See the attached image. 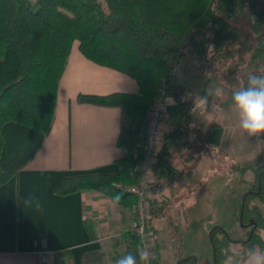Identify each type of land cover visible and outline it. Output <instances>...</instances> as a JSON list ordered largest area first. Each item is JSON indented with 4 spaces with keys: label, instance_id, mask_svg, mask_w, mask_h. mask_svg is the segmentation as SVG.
<instances>
[{
    "label": "trees",
    "instance_id": "16d2710c",
    "mask_svg": "<svg viewBox=\"0 0 264 264\" xmlns=\"http://www.w3.org/2000/svg\"><path fill=\"white\" fill-rule=\"evenodd\" d=\"M75 40L87 59L130 76L138 91L78 95L80 103L121 110L118 172L68 176L53 191L60 195L92 191L123 208H133L135 196L119 184L134 182L129 172L141 157L146 118L154 99L162 89L169 98L168 128L154 169L164 171L166 177L181 175L185 168L177 169L172 160L176 157L195 164L202 144L189 149L191 138L200 136L201 141L219 145L222 127L212 121L202 133L192 122V92L174 99L178 67L182 60L237 57L245 62L247 72L252 71L254 61L264 60V0H0V151L1 128L8 121L43 134L50 131L58 82ZM241 46H245L246 57L237 54ZM245 170L252 171L253 180L238 207V221L250 227L242 244L264 247L260 233L264 221L256 205L250 204L252 198L264 203V164L231 167L238 175ZM16 171L0 169V184ZM158 206L153 210L160 211ZM86 228L94 239L91 223L86 222ZM131 234L127 253L138 256L137 239ZM209 242L213 264H220L222 250L232 242L229 233L215 225ZM102 256L100 251L84 250L80 259L82 264H95ZM70 259L68 249L54 253L56 264H69Z\"/></svg>",
    "mask_w": 264,
    "mask_h": 264
},
{
    "label": "crops",
    "instance_id": "0c3cea01",
    "mask_svg": "<svg viewBox=\"0 0 264 264\" xmlns=\"http://www.w3.org/2000/svg\"><path fill=\"white\" fill-rule=\"evenodd\" d=\"M197 79L204 88L209 85L203 78ZM195 84L187 83L185 87L191 89ZM137 91L138 84L130 76L87 59L80 52L77 41L71 45L58 82L50 131L43 134L14 121L4 123L0 169L17 171L0 184V264H56L54 253L63 249L71 252L69 264H81L84 250L102 253L117 250L119 254H126L131 243L133 208H123L112 198L92 191L60 195L53 190L68 176L118 172L115 160L122 154L116 144L123 119L121 110L80 103L78 95ZM217 104L222 106L219 101ZM200 112L203 110L197 109L194 113L193 124ZM168 121L166 117L165 132ZM212 121L202 129L194 125L203 133ZM218 125L222 127L219 145L196 138L211 155L198 157L195 164H190L192 171L166 177L164 171L152 168V179L165 186L163 195L153 198L152 202L153 207L161 205L162 208L153 210L154 216L149 221L155 239L154 264H176V258L185 260L189 256H193L194 264L199 262L195 252L182 250L180 240L190 221L197 223V207L208 180L204 178L205 181L200 182L205 184L193 186L187 185L185 180L195 176L200 179L207 173L209 179L219 175L215 154L225 142H231L233 136H227L224 124ZM207 159L210 165L204 170ZM28 194L40 197L42 212L24 205ZM191 199L196 201L191 204ZM86 222L92 225L94 239L88 234ZM176 235L179 236L178 252L172 247Z\"/></svg>",
    "mask_w": 264,
    "mask_h": 264
},
{
    "label": "rangeland",
    "instance_id": "374dc122",
    "mask_svg": "<svg viewBox=\"0 0 264 264\" xmlns=\"http://www.w3.org/2000/svg\"><path fill=\"white\" fill-rule=\"evenodd\" d=\"M73 43H77V40H75ZM236 51L237 54L245 57L247 56L245 55V46L237 48ZM244 63L245 62H241L237 57L226 60L222 59L218 61L182 60L178 67L176 83H178L179 85H177V94L174 95V99L178 100L181 98H185L190 92H192L194 97H196L197 94L203 96L205 95L206 90H215L216 88H222V90H224L222 97L218 99L216 97H210V99H213L217 103L219 101L222 105L220 107L223 109V111L214 117H210L208 115V112L203 110V112L196 114L197 118L196 120H194V124L202 129L210 122L211 119H213L215 123L225 125L224 127H226V133L229 138L230 135L233 136L232 139L230 138L231 142H225L222 149L215 154L216 156H218L215 166L216 172L219 175H216L215 177H211L209 179V174L207 173L208 171H206L207 174L205 176H201L200 179L199 176H195L197 178L191 177V179L189 178L187 179V181L185 180V182H188L187 185L192 186L199 184L203 185L205 183H201L200 180H208V182L205 184V192H203V196H201L200 198L199 206L198 204L196 205L198 206V214L196 217L197 223H193L192 221H190L187 229H185L186 227L183 226V230L185 229L186 231L184 230L181 235L182 239L180 240L183 251H193L196 253L199 261L197 264H213L209 242V232L215 225L223 227L227 231V233H229L230 239L232 241L231 244H238L244 248L248 247V245L242 244V241H245L247 239L250 227L248 225L243 226L238 221V207L244 192L250 189L253 175L252 171L249 170H245L243 174H241L240 172V174L238 175L234 173V171H231V167L234 164H237L239 166L251 167L263 165L264 135L260 137H248L246 134L242 133L238 127V121L235 117V114L231 111L230 108V92L234 86H236L242 79L245 78V73L248 70V67H245L246 65L244 66ZM255 64H258V66H255ZM250 70L255 72L264 70V60H260L258 61V63L254 61L250 66ZM196 77L203 78L204 82H209V85L204 88L203 86H201L202 84L200 85L198 83L200 81H197L198 79ZM187 83H190L192 85L193 83L196 84L194 85V87L189 89L185 87L187 86ZM182 84L184 85L182 86ZM192 113L194 116L193 111ZM196 138L201 139L200 136H193V138H191L189 142V149H192L199 143ZM204 154H206L207 156L211 155V153L207 149H205L202 144L201 151L199 155H197V157L202 158L204 157ZM174 159L172 160V163L177 169L185 168L184 173L191 169L190 161L185 163L181 158L175 157ZM209 161L210 159L206 160V168H204V170H207L209 168L207 167L210 165ZM154 164L151 165L152 168H154ZM131 178H133V176H131ZM240 179L243 181H240ZM129 184L122 183L119 184V186L123 191H125V188ZM195 201L196 200L193 199L190 200L191 204ZM250 204L256 205L264 221V203L259 199L252 198ZM189 211L192 212L193 209L191 208L189 209ZM196 227L198 229V232L196 231ZM260 233H264V230H261ZM178 240L179 236L176 235V239L172 241V247L176 252H178L179 249ZM127 252L128 250H126V253ZM120 255L123 254H119L117 250L107 251L106 253H103L102 260L95 264H114L115 259ZM177 260L179 259L176 258V261ZM180 260L184 259L181 258ZM192 261L193 257L192 260H186L184 263L182 261L180 264H191ZM84 264L90 263L87 262Z\"/></svg>",
    "mask_w": 264,
    "mask_h": 264
},
{
    "label": "clouds",
    "instance_id": "9594fccd",
    "mask_svg": "<svg viewBox=\"0 0 264 264\" xmlns=\"http://www.w3.org/2000/svg\"><path fill=\"white\" fill-rule=\"evenodd\" d=\"M223 95L221 88L206 90L205 95H196L192 111L197 109L208 112L210 117L221 113L223 109L210 97L220 98ZM230 108L238 121V127L248 137L264 135V70L246 73L230 92ZM28 208L43 211L40 197L28 194L23 201ZM264 240V233L261 234ZM138 256L126 253L117 257L114 264H150V252L147 247L137 250ZM220 264H264V247L259 244L244 248L238 244H230L222 250Z\"/></svg>",
    "mask_w": 264,
    "mask_h": 264
},
{
    "label": "built area",
    "instance_id": "2783aa9c",
    "mask_svg": "<svg viewBox=\"0 0 264 264\" xmlns=\"http://www.w3.org/2000/svg\"><path fill=\"white\" fill-rule=\"evenodd\" d=\"M168 104L169 98L165 93V89H162L154 99L147 114L145 140L141 157L130 170L134 182L125 188L126 192L135 196L134 215L130 229L137 239L136 252L142 246L147 247L150 252V264H154L155 259L154 232L149 224L154 216L152 202L155 200L153 198H160L163 195L165 188L163 183L152 179L151 165L155 163L157 153L163 143L164 120L167 117Z\"/></svg>",
    "mask_w": 264,
    "mask_h": 264
},
{
    "label": "flooded vegetation",
    "instance_id": "af4514ba",
    "mask_svg": "<svg viewBox=\"0 0 264 264\" xmlns=\"http://www.w3.org/2000/svg\"><path fill=\"white\" fill-rule=\"evenodd\" d=\"M194 261V260H193ZM192 261V264H194V262Z\"/></svg>",
    "mask_w": 264,
    "mask_h": 264
},
{
    "label": "water",
    "instance_id": "95a60500",
    "mask_svg": "<svg viewBox=\"0 0 264 264\" xmlns=\"http://www.w3.org/2000/svg\"><path fill=\"white\" fill-rule=\"evenodd\" d=\"M210 233V232H209ZM186 259V258H185Z\"/></svg>",
    "mask_w": 264,
    "mask_h": 264
}]
</instances>
